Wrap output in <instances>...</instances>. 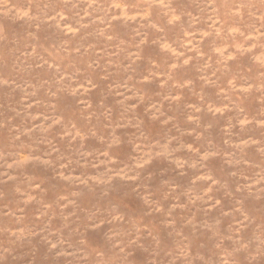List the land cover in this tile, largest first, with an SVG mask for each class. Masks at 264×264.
<instances>
[{
    "label": "rangeland",
    "instance_id": "1",
    "mask_svg": "<svg viewBox=\"0 0 264 264\" xmlns=\"http://www.w3.org/2000/svg\"><path fill=\"white\" fill-rule=\"evenodd\" d=\"M0 264H264V0H0Z\"/></svg>",
    "mask_w": 264,
    "mask_h": 264
}]
</instances>
